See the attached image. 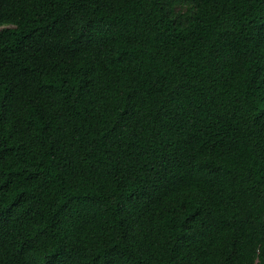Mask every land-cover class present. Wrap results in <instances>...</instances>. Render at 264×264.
I'll return each mask as SVG.
<instances>
[{
	"label": "trees",
	"instance_id": "trees-1",
	"mask_svg": "<svg viewBox=\"0 0 264 264\" xmlns=\"http://www.w3.org/2000/svg\"><path fill=\"white\" fill-rule=\"evenodd\" d=\"M0 264H264V0H0Z\"/></svg>",
	"mask_w": 264,
	"mask_h": 264
}]
</instances>
